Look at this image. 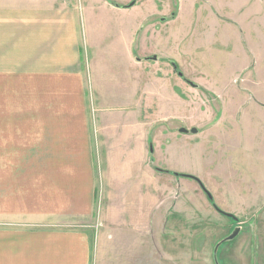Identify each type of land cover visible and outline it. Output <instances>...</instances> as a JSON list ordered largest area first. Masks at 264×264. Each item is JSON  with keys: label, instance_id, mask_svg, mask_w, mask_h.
<instances>
[{"label": "rangeland", "instance_id": "1", "mask_svg": "<svg viewBox=\"0 0 264 264\" xmlns=\"http://www.w3.org/2000/svg\"><path fill=\"white\" fill-rule=\"evenodd\" d=\"M70 1L79 98L67 94L71 73L0 79V105L28 110L9 118L90 122L91 144H104L93 153V214L10 228L83 231L89 264H264V0H138L128 10L133 0ZM39 166L0 160L9 206L10 183L33 189Z\"/></svg>", "mask_w": 264, "mask_h": 264}, {"label": "crops", "instance_id": "2", "mask_svg": "<svg viewBox=\"0 0 264 264\" xmlns=\"http://www.w3.org/2000/svg\"><path fill=\"white\" fill-rule=\"evenodd\" d=\"M80 42L79 11L70 0H0V79L38 84L71 73L67 94L79 98ZM13 108L0 105V160L40 161L39 185L35 179L33 189L29 183H10L11 206L9 197L0 195V264H89V236L83 231L10 226L92 215L97 194L93 153L104 144L96 149L91 144L88 120L9 118L11 112L28 111Z\"/></svg>", "mask_w": 264, "mask_h": 264}, {"label": "water", "instance_id": "3", "mask_svg": "<svg viewBox=\"0 0 264 264\" xmlns=\"http://www.w3.org/2000/svg\"><path fill=\"white\" fill-rule=\"evenodd\" d=\"M137 2H138V0H133L132 3H130L128 6L124 7V9H131V8H133V7L137 4ZM153 60H154V61H157V57H154ZM171 65L173 66L174 69H176V70L178 69V65H177L174 61H171ZM178 76H179L180 78L184 79V75H183L182 72H178ZM187 82H188L189 84H191L192 86L197 87V86L194 85L193 83H191V82H189V81H187ZM179 132H180L181 134H189V133H191V134H198V133H199L198 129H196V128H195V129H192L191 131H189V130H187V129H185V128H182V129H180ZM181 176L184 177V178H189V179H193V180L197 181L198 184L200 185L201 189L203 190V192L207 195V197H208L210 200H213V196L209 193V191H207V189L205 188V186L203 185V183H202L198 178L193 177V176H190V175H181ZM215 209H216V211L219 212L220 214L225 215V216H227L228 218L233 219L234 221H237V220H238V219H237L235 216H233L232 214L225 213V212L221 211V210H220L218 207H216V206H215Z\"/></svg>", "mask_w": 264, "mask_h": 264}, {"label": "trees", "instance_id": "4", "mask_svg": "<svg viewBox=\"0 0 264 264\" xmlns=\"http://www.w3.org/2000/svg\"><path fill=\"white\" fill-rule=\"evenodd\" d=\"M208 199H209V198H208ZM209 201L213 202V200H210V199H209Z\"/></svg>", "mask_w": 264, "mask_h": 264}]
</instances>
